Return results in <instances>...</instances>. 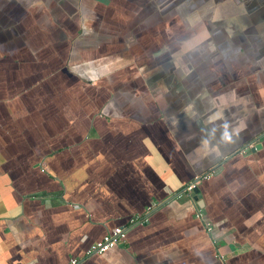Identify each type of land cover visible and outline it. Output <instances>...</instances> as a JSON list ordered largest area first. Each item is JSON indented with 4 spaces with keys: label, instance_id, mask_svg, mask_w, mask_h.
Returning a JSON list of instances; mask_svg holds the SVG:
<instances>
[{
    "label": "crops",
    "instance_id": "0c3cea01",
    "mask_svg": "<svg viewBox=\"0 0 264 264\" xmlns=\"http://www.w3.org/2000/svg\"><path fill=\"white\" fill-rule=\"evenodd\" d=\"M71 260L264 264V0H0V264Z\"/></svg>",
    "mask_w": 264,
    "mask_h": 264
},
{
    "label": "built area",
    "instance_id": "2783aa9c",
    "mask_svg": "<svg viewBox=\"0 0 264 264\" xmlns=\"http://www.w3.org/2000/svg\"><path fill=\"white\" fill-rule=\"evenodd\" d=\"M212 175V172H206L201 175H194L191 181L183 187L180 191L174 193L172 195L175 199H181L182 197H186L187 201L190 203V206L193 210V216L198 221H201L203 225V229L206 234L210 235L212 233V224L209 222V220L206 218V215L204 212L196 205V200L193 199V189L196 187V185L200 181H205L209 179ZM156 206V204H151L149 208L147 209V212L153 209ZM139 222L143 223L145 222V217H134L129 220L128 225ZM116 227L112 229L109 233L104 235L100 240L92 243L87 250L85 251V255L90 256L94 254H102L109 249H112L114 246H116L118 243L124 240L125 234H126V227ZM213 243H215L213 241ZM75 260L69 261L67 264H75Z\"/></svg>",
    "mask_w": 264,
    "mask_h": 264
},
{
    "label": "water",
    "instance_id": "95a60500",
    "mask_svg": "<svg viewBox=\"0 0 264 264\" xmlns=\"http://www.w3.org/2000/svg\"><path fill=\"white\" fill-rule=\"evenodd\" d=\"M258 147H259V145L255 144V145L251 146L250 148H246L245 150L246 151L250 150L251 152H253L254 150L258 149ZM192 192L194 194L193 195V199L196 200L197 206L200 207L202 205V203L200 205V203L197 201V200H200V195H199V192H198V188L195 187Z\"/></svg>",
    "mask_w": 264,
    "mask_h": 264
},
{
    "label": "trees",
    "instance_id": "16d2710c",
    "mask_svg": "<svg viewBox=\"0 0 264 264\" xmlns=\"http://www.w3.org/2000/svg\"><path fill=\"white\" fill-rule=\"evenodd\" d=\"M249 151V150H248Z\"/></svg>",
    "mask_w": 264,
    "mask_h": 264
}]
</instances>
